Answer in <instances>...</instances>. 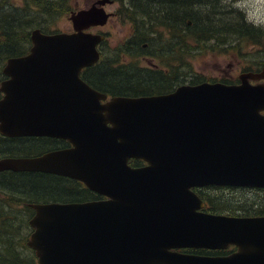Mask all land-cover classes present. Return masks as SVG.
Segmentation results:
<instances>
[{
	"label": "water",
	"instance_id": "obj_1",
	"mask_svg": "<svg viewBox=\"0 0 264 264\" xmlns=\"http://www.w3.org/2000/svg\"><path fill=\"white\" fill-rule=\"evenodd\" d=\"M110 1L70 11L69 32L31 29L28 52L3 65L0 133L69 145L2 167L64 176L104 196L30 203L25 244L36 264H264V215L203 212L192 190L264 189V63L236 84L106 99L79 72L99 58L103 35L86 30L106 23ZM229 245L226 255L177 251Z\"/></svg>",
	"mask_w": 264,
	"mask_h": 264
},
{
	"label": "trees",
	"instance_id": "obj_2",
	"mask_svg": "<svg viewBox=\"0 0 264 264\" xmlns=\"http://www.w3.org/2000/svg\"><path fill=\"white\" fill-rule=\"evenodd\" d=\"M68 1L21 0L20 3H17L13 0H0V55L2 54L0 56V69L7 57L26 52L30 44L29 32L31 29L38 28L44 33L57 32L58 30L52 27L55 21L70 10V6L67 5ZM126 1L136 2V6H121L116 13L121 14L124 11L127 13L125 17L132 27L130 29L131 35L136 39V42H134L136 52L138 54L146 53L145 50L147 49L142 48V45L151 46L153 41L159 43L155 54L152 52L147 54L156 55L162 63V68L160 70L145 68L139 70L136 68L132 73H125L124 71L127 70L124 68L125 66L114 62L110 64L112 66L111 75L106 76L107 63H104L105 58L102 56L95 64L83 68L84 71L82 72V79L98 91L110 87L117 91L120 90L121 94L137 96L149 94L155 90H169L170 85L167 86L168 78L165 75H169L171 72L172 78L178 77V69L182 67L181 64L180 67L178 65L177 56H180L178 52L182 53L186 49L191 50V46L196 44L202 45L210 36L224 35V37H227L225 42H221L222 46L229 45L232 41H235L236 44L245 39L248 40V44L251 43L252 46L262 48L261 51L264 52V28L247 22L236 9L221 12L227 14L228 19L218 21L217 19L223 18L217 16L215 12L210 13L209 9L205 7L208 6L207 4L213 5L215 0H205V2L200 0ZM168 6L173 7L169 8ZM180 6L188 7L181 10ZM187 21H189V24H187ZM167 28L172 31V34L177 35L178 41L166 37ZM160 30L165 33L166 38H158L162 34ZM184 36H187V42L182 39ZM126 42L131 43L130 37L126 39ZM125 51L126 47L122 46L121 52L129 56L128 52ZM164 70H167V73ZM91 75L94 78H91ZM174 85H176L175 78L171 86ZM40 142L46 144L45 149H48L49 146L54 148L64 146L61 141H58V144L48 139ZM128 163L136 166V159H131ZM27 182V199L23 200L27 204L34 202H83L97 199L93 197V192L82 187L79 182L54 174L30 173ZM23 183L24 180L18 183L20 189H22ZM238 188L249 189L255 194L264 192V189L260 188ZM41 195L47 196L42 197ZM202 198L211 203L209 210L214 212H227L224 213L227 215H238V213L232 211H242V215L264 213V206L254 202L255 200H252L250 206H243L239 200L233 202L229 198L221 199L214 196H202ZM16 201L12 200L14 204ZM214 201L219 204L212 206ZM12 210L13 214L11 216H0V264H36L33 251L30 249V254L24 251L25 248H28L25 242L31 228H28L24 244H22L23 239L19 241L23 235L20 231L24 230L20 224L22 213L19 209L13 208ZM32 212L31 207L27 206V219L31 217ZM16 213H19V216ZM10 229L11 232H8L7 230ZM17 239L18 241H16ZM195 253L213 254L211 251L204 250H197Z\"/></svg>",
	"mask_w": 264,
	"mask_h": 264
},
{
	"label": "rangeland",
	"instance_id": "obj_3",
	"mask_svg": "<svg viewBox=\"0 0 264 264\" xmlns=\"http://www.w3.org/2000/svg\"><path fill=\"white\" fill-rule=\"evenodd\" d=\"M93 0H69L68 7L70 6V10L68 13L64 14L57 21H55L52 28L55 27L58 31L69 32L71 31V23L68 20V15L70 11L77 10L80 8H86ZM201 2H205V0H200ZM209 1V0H208ZM207 1V2H208ZM13 2L20 3L21 0H13ZM122 3H136V2H127L126 0H112L111 3L104 5V10L106 12L111 13V17L107 19L106 23L100 27H94L90 29L93 33H102L106 34V43L99 44L97 47L101 49L103 52V56L121 59L122 58V40L127 35L128 30L132 27L126 19V12H122L121 14H117L116 12L121 7ZM207 7L210 10V13L215 12L217 16L222 17L223 19H217L218 21H225L228 19V15L225 11H231L237 9L239 14L244 17V19L261 28H264V0H215L213 5L207 4ZM129 7V6H128ZM213 9V10H212ZM161 31V30H160ZM162 32V37H165V33ZM248 41V40H247ZM247 41L241 40L239 43L237 42L235 45H231L229 48H212L203 49L201 44H196L191 46V50H188V54L184 56H177L178 60L182 65H184L183 69L180 72V78H184L183 83H186L189 78H197L200 81H211L215 79H219L220 81L229 79L228 81L235 79L237 75L240 73L239 71H243V69H250V71H255L261 66L264 62V52L259 49V47L252 46L251 43H247ZM159 43L155 41L151 42V46L146 45L145 48L147 50L146 53L155 54L158 50ZM264 46V45H263ZM2 55V54H1ZM0 55V56H1ZM148 57H152L153 59H148L149 62L157 63L158 66H161L162 63L157 59L156 55H148L142 54ZM126 63L125 73H132L136 68L141 70L145 66H149V63L145 61H141L140 59L129 58L128 56H124ZM174 58V57H173ZM172 58V59H173ZM161 64H159V63ZM230 63H233L231 66ZM217 64V65H216ZM216 65V67H214ZM137 73V70H136ZM172 74L170 73L171 77ZM172 78V77H171ZM100 92V91H99ZM20 145V144H19ZM48 149H45L46 151ZM203 196L207 197H216L221 199H231L233 202L238 201L243 206H250L252 200L254 202L262 204L264 206V192L255 194L246 188H238V187H229V186H219V188L215 187H207L200 190ZM42 197H46L47 195H41ZM44 199V198H42ZM219 204L218 202H213L212 206ZM221 209V208H220ZM232 211V210H229ZM219 212V211H216ZM234 213H238V215H242V211H232ZM220 213V212H219ZM222 213V212H221ZM227 213V212H224ZM223 213V214H224ZM255 214V213H254ZM247 214V215H254ZM29 228V227H28ZM28 228L22 230V237L19 241H25V236L27 235ZM29 234V232H28ZM18 241V239L16 240ZM26 245V244H25ZM32 250V249H31ZM25 252L30 254V248H25ZM35 259V257H34Z\"/></svg>",
	"mask_w": 264,
	"mask_h": 264
},
{
	"label": "flooded vegetation",
	"instance_id": "obj_4",
	"mask_svg": "<svg viewBox=\"0 0 264 264\" xmlns=\"http://www.w3.org/2000/svg\"><path fill=\"white\" fill-rule=\"evenodd\" d=\"M111 2H112V0L110 1V3ZM90 4L88 6H90ZM106 4H109V3H106ZM106 4H104V5H106ZM121 6H129V7H131V6H136V3H122ZM168 7L170 8V7H173V6H168ZM187 7L188 6H180V9L181 10H185V9H187ZM108 13H110V12H108ZM112 15L110 13V17ZM187 24H189V21H187ZM92 28H94V27L89 28V30L92 29ZM166 30H167L166 31V37L168 39H171V40L174 39L175 41L179 40L177 38V35L172 34V31L170 29L167 28ZM102 33H103V40L100 42V44L106 43V41H105L106 40L105 39L106 38V34H105V32H102ZM128 37H130L131 43L126 42V39ZM158 38L161 39L162 38V34ZM215 38H216V40H215ZM182 39L187 42L188 38H187V36H184ZM226 40H227V37H224V35L223 36H218V35L210 36V38L207 39L202 44V47H203V49H210V50H212V48L219 47L222 50H225L224 48L227 49L231 45H235V41H232L229 45L222 46L221 42H225ZM134 42H136V39L131 35V31L128 30L127 35L122 40V46L126 47V51L129 54L128 57L129 58H133V59L137 58V59H140L141 61H145L146 63H149L150 64L149 66L143 67L145 69H148V70H150V69L151 70H153V69L154 70H160L162 68V66H158L157 63L155 64L153 62H149L148 61V59H153L152 57H148V56H145V55H139L138 52H136V44ZM142 48H145V46L142 45ZM98 50H99V59H100L103 56V52L101 51V49H98ZM27 52H28V50H26V52H24V53H22L20 55L9 56V57L22 56V55H25ZM122 54L123 55H122L121 59H115V58H110V57L106 58L105 56H103L105 58L104 59V63H107V68L105 70L106 73H107L106 76L111 75L110 71L112 70V66H110V64L115 62L116 64H123V66H125V64H126L124 62L125 53L122 52ZM142 54H147V53L143 52ZM178 54L180 56H184L185 54H188V49H186L182 53L178 52ZM5 60H4L2 66H1V69H0V72H1L0 82L9 78L8 76H6L2 72ZM263 63L261 64V66L263 65ZM180 64L181 63L179 62V64H178L179 67H180ZM216 65H214V67H216ZM230 65L232 66L233 63H230ZM261 66L258 67V68H252V69H257V70L251 71V72L258 71L261 68ZM183 67H184V65H182V67H180V69H178V75H177L178 77H173V78H171L172 76L168 77V76H170L171 72L169 73V75L163 74V75H165L166 78H168V81H167L168 85L167 86L170 85V89L169 90H155V91H153V92H151L149 94H144V95H156V94L168 93V92L172 91L175 87H177L179 85H182V84L194 85V84H198V83L203 82V81L198 80L197 78H189L186 83H183L184 78L179 79L180 78V72L179 71L181 69H183ZM250 70H251V68L250 69H243V71L240 70L239 71L240 73L238 75H240L242 73L250 72ZM83 71H84V69L82 68L80 70V72H79V77L81 79H82V72ZM164 71L167 73V70H164ZM117 73H119V72H117ZM119 74H121V73H119ZM90 77L92 78L93 76L91 75ZM174 78L176 80V85L171 86ZM228 80L229 79H225V80L220 81L219 79H215V80H211V81H207V82H220V83H224V84H236V83L239 82L237 77L235 79L230 80V81H228ZM257 81L258 82H262L261 79L257 80ZM255 82L256 81L249 80V83L253 84ZM119 91H117L116 89H112L110 87H106V88H103V90L100 91V92H102V93H104L106 95V99H108V98H110L112 96H128V97L136 96V95H133V94L124 95V94H121ZM3 95H4V93L2 91H0V99L2 98ZM137 96H140V95H137ZM45 139H48L49 141H52L55 144H58V141L63 142L64 146L59 147V148L68 147V145H69L65 140L52 138V137L27 136V135L6 136V135H2L0 133V161L4 160V159H7V158H21V157H29V156L40 155L41 153L45 152L44 150H45V147H46V144H44V143H42L40 141H44ZM47 146H49V144H47ZM59 148H54V147L49 146L48 150L59 149ZM48 150H46V151H48ZM143 165H145V163L143 161H141L139 159H136V167L143 166ZM30 173H43V172L13 171V170H11L9 168L2 167V165L0 164V216H2V217L11 216L13 214V210H12L13 208L16 209V210H18V209L21 210V213H22L21 219L22 220H21L20 224H21V228L22 229H27L28 228V219L26 217V213H27V206H29L30 203L27 204L23 200L27 199V197H26V194H27L26 185L28 184L27 177H28V174H30ZM44 174H47V173H44ZM57 176H60V175H57ZM61 177H64V176H61ZM64 178H67V177H64ZM22 180H24V183L22 184V189H20L18 183L21 182ZM74 181H76V180H74ZM76 182H78V181H76ZM81 186L84 187L82 184H81ZM207 187H217V186H203V187H199V188H193L194 191L197 193V195L198 196L200 195L199 197L203 201V206H202V208L200 210L203 211V212H207V213H219V212H216V211L214 212V211L209 210V208L211 206V203L208 202L207 200H205L204 198H202L203 194L200 192V190L203 189V188H207ZM93 197H96L97 199L104 198L103 196L98 195L96 193L93 194ZM205 197H207V196H205ZM12 200H17V201L14 204V202H12ZM16 214L19 216V213H16ZM260 215H264V213L255 214V215H233V216H260ZM7 231L11 232V229L7 230ZM20 232H22V231H20ZM197 250L211 251L213 253V254H203V255H226V254H229L230 252L234 251L235 247L233 245H229L223 250H206V249L184 248V249H178L177 251L184 252V253L195 254V252ZM196 254H199V253H196Z\"/></svg>",
	"mask_w": 264,
	"mask_h": 264
},
{
	"label": "bare ground",
	"instance_id": "obj_5",
	"mask_svg": "<svg viewBox=\"0 0 264 264\" xmlns=\"http://www.w3.org/2000/svg\"><path fill=\"white\" fill-rule=\"evenodd\" d=\"M213 10V9H212ZM210 11V10H209ZM218 13V12H217ZM161 23V22H160ZM226 24V23H225ZM184 25V24H183ZM227 25V24H226ZM229 25V24H228ZM195 27V26H194ZM186 28V27H185ZM204 37V36H203Z\"/></svg>",
	"mask_w": 264,
	"mask_h": 264
}]
</instances>
